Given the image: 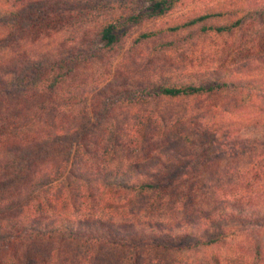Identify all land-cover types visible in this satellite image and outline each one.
Listing matches in <instances>:
<instances>
[{"label": "trees", "instance_id": "1", "mask_svg": "<svg viewBox=\"0 0 264 264\" xmlns=\"http://www.w3.org/2000/svg\"><path fill=\"white\" fill-rule=\"evenodd\" d=\"M263 232L264 0H0V264H264Z\"/></svg>", "mask_w": 264, "mask_h": 264}, {"label": "rangeland", "instance_id": "2", "mask_svg": "<svg viewBox=\"0 0 264 264\" xmlns=\"http://www.w3.org/2000/svg\"><path fill=\"white\" fill-rule=\"evenodd\" d=\"M199 138L201 139L200 140V143H201V141L203 142V145H202V148H204V149H208V150H210V151H213V149L215 148V147H217V137H215L214 135H212V134H201L200 136H199ZM215 142V143H214ZM254 238V241H252L251 243H249V245H251L252 247H254V246H259L260 244H262V242L261 241H259V240H262V241H264V232L260 235H257V236H254L253 237ZM241 239L242 238H236L235 239V243H239L240 241H241ZM188 241H190V240H188ZM263 245V244H262ZM261 245V246H262ZM264 246V245H263ZM253 249V248H252Z\"/></svg>", "mask_w": 264, "mask_h": 264}]
</instances>
